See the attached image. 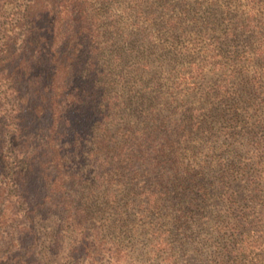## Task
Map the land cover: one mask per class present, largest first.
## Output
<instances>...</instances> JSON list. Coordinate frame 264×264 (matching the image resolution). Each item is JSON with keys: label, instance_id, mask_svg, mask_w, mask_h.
I'll return each instance as SVG.
<instances>
[{"label": "trees", "instance_id": "16d2710c", "mask_svg": "<svg viewBox=\"0 0 264 264\" xmlns=\"http://www.w3.org/2000/svg\"><path fill=\"white\" fill-rule=\"evenodd\" d=\"M117 1L0 0V103L4 107L0 109V207L11 209L15 203L32 206L29 176L36 171L39 174L41 168L48 192L27 213L36 210L42 218H54L48 246L51 252H59L63 239L73 237L69 248L72 264H80L84 252L94 248L96 232L89 231L99 223L94 212L117 204L122 207L117 209L121 217H130L128 212L134 209L142 216L156 209L168 192L180 202L192 189H196L195 196H208L209 187L227 184L229 176L247 167L235 160L238 156L233 147L228 148L233 156L228 162L214 159L216 146L207 149L212 158L209 162L199 161L197 152L189 154L188 149L183 156L167 139L168 148L162 146L158 157L147 148L149 142L143 140L147 129L155 132L160 128L154 127L162 123L161 118H153L155 97L149 94L159 88L161 79L147 80L158 66L143 50L132 56L136 49L131 34L145 29L142 21H152L141 17L143 0ZM111 3L120 15L106 23L102 12ZM249 9L241 11L238 19L240 27L247 30L254 28L256 21L250 18L254 13ZM160 29L157 38L173 47L174 37L164 35V27ZM261 43L247 58L249 63H260L257 74L246 83L250 94L261 95L257 102L242 108L240 100L228 93L227 97L208 94L211 100L206 111L224 123L223 134L228 138L239 135L236 125L240 117L251 121L259 112L258 106L264 105ZM164 45L160 50L165 51ZM129 112L145 122V128L127 121ZM187 120L189 124L180 125V132H186V127L196 130L199 122ZM262 120L258 119L259 137L253 135L255 123H243L252 133L248 140L254 151L264 148ZM135 163L147 170L138 169ZM260 165L257 162L256 166ZM157 168L169 171L170 180L150 179ZM212 172L218 177L208 181L204 176ZM94 187L100 189L97 197ZM119 190L121 196L117 195ZM222 196L225 202H234L232 195ZM218 225L221 230L227 227L224 220ZM30 235L32 227H21L16 243L0 258V264H38L35 244L25 241Z\"/></svg>", "mask_w": 264, "mask_h": 264}, {"label": "rangeland", "instance_id": "374dc122", "mask_svg": "<svg viewBox=\"0 0 264 264\" xmlns=\"http://www.w3.org/2000/svg\"><path fill=\"white\" fill-rule=\"evenodd\" d=\"M250 3L254 17H249L256 21L255 27L247 30L240 27L238 19L241 11L250 10L247 7ZM118 15L120 10L115 3L108 4L102 12L106 23L118 19ZM141 17L152 22L142 21L140 25L145 29L131 34L133 50H137L132 56L143 50L158 66L147 80L161 79L159 88L149 94L155 97L153 118H161L162 123L154 127V130L160 128L155 132L147 129L143 136L149 142L147 148L158 157L167 139L183 156L188 149L189 154L197 152L199 161L209 162L212 158L207 156V149L216 146L214 159L228 162L233 159L228 148L233 147L238 156L235 160L246 163L247 167L229 176L227 184H215L210 189L208 184L204 185L209 189L208 196H195L196 189H192L186 200L180 202L168 192L156 209L151 208L142 216L134 209L128 212L130 217H121L117 209L122 207L117 204L108 205L103 212H94L95 220L99 221L89 230L96 232L94 248L84 252L80 264H264V148L254 151L250 147L252 141L248 139L252 133L243 125L245 121L255 123L253 135L259 137L258 119L263 118L264 122V105L258 106L259 112L251 121L240 117L236 125L239 135L230 138L223 134L224 123H218L215 115L206 111L211 100L208 94L234 96L242 108L257 102L261 96L250 94L246 83L257 74L260 64L257 60L249 63L247 58L254 55L253 49L260 40L264 47V0H143ZM1 19L0 16V28ZM161 27L164 35L174 37L173 42L168 37L175 44L173 47L165 46L166 42L157 38ZM161 44L165 51L160 50ZM197 66L202 69L197 70ZM3 108L0 103V109ZM129 115L130 112L127 121L145 128V122L137 120L136 114ZM187 118L199 124L196 130L186 127V132H180V125L189 124ZM257 162L261 165L256 166ZM135 166L147 170L145 165L135 163ZM164 170L157 168V176L151 173L150 179L170 180L169 171ZM41 171L39 168V174L36 171L29 176L32 206L15 203L11 209L0 207V258L16 243V232L21 227H32V235L25 241L35 244L38 264H72L69 248L73 237L63 239L59 252H51L48 246L54 218H42L36 210L27 213L48 192ZM217 174L212 172L204 177L214 181ZM122 190L117 195L121 196ZM93 191L97 197L100 189L94 187ZM224 193L232 195L234 202H225ZM221 220L227 224L225 230L217 228Z\"/></svg>", "mask_w": 264, "mask_h": 264}]
</instances>
